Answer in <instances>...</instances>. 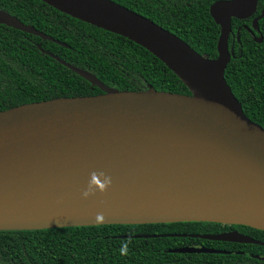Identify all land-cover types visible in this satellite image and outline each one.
I'll return each instance as SVG.
<instances>
[{
  "label": "water",
  "instance_id": "1",
  "mask_svg": "<svg viewBox=\"0 0 264 264\" xmlns=\"http://www.w3.org/2000/svg\"><path fill=\"white\" fill-rule=\"evenodd\" d=\"M41 1L143 47L188 93L111 88L41 50L101 92L0 110V230L195 221L264 231V128L244 115L223 77L230 18L251 16L256 0L209 4L219 28L214 58L112 0ZM0 24L64 46L1 9ZM94 172L111 184L101 191L97 174L85 196ZM187 235L264 245L234 229ZM180 250L226 252L199 244Z\"/></svg>",
  "mask_w": 264,
  "mask_h": 264
},
{
  "label": "trees",
  "instance_id": "2",
  "mask_svg": "<svg viewBox=\"0 0 264 264\" xmlns=\"http://www.w3.org/2000/svg\"><path fill=\"white\" fill-rule=\"evenodd\" d=\"M112 1L152 20L198 54L216 56L219 28L208 13L214 0ZM0 9L64 44L0 24V110L54 97L101 92L41 50L92 73L111 88L143 90L150 86L188 93L160 60L125 37L73 18L41 0H0ZM262 9L264 0H256L251 16L230 18L227 47L232 55L223 77L244 115L264 128V15L256 21L257 28L250 24ZM259 35L261 41L255 42L253 37ZM227 229L264 242L263 230L195 221L0 230V264H264L250 255H264V245L187 235ZM133 234L155 236L122 237ZM192 244L226 252L180 250Z\"/></svg>",
  "mask_w": 264,
  "mask_h": 264
},
{
  "label": "clouds",
  "instance_id": "3",
  "mask_svg": "<svg viewBox=\"0 0 264 264\" xmlns=\"http://www.w3.org/2000/svg\"><path fill=\"white\" fill-rule=\"evenodd\" d=\"M97 174H99V175H101V176L104 177V184L101 185L100 187H98L101 191H104V190L106 189V187H107L108 185L111 184V178H110V177L104 176L103 173H95V172H94V173L91 175V180H90V183H89L88 190L84 192V195H85V196H88L89 193H90L91 191H93L94 177H95Z\"/></svg>",
  "mask_w": 264,
  "mask_h": 264
},
{
  "label": "flooded vegetation",
  "instance_id": "4",
  "mask_svg": "<svg viewBox=\"0 0 264 264\" xmlns=\"http://www.w3.org/2000/svg\"><path fill=\"white\" fill-rule=\"evenodd\" d=\"M227 230H232V229H227ZM224 231H226V230H224Z\"/></svg>",
  "mask_w": 264,
  "mask_h": 264
}]
</instances>
